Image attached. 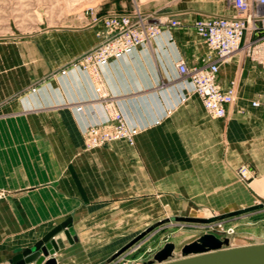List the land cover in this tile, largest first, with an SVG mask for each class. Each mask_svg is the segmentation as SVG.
Segmentation results:
<instances>
[{
    "label": "crops",
    "instance_id": "1",
    "mask_svg": "<svg viewBox=\"0 0 264 264\" xmlns=\"http://www.w3.org/2000/svg\"><path fill=\"white\" fill-rule=\"evenodd\" d=\"M136 12L158 23L161 36L101 68L103 91L138 131L134 145L88 149L83 136L108 113L98 83L72 64L99 43L102 25L88 20L65 32L68 43L62 38L55 53L57 36H46L51 51L40 65L36 53L0 39V188L9 192L0 201V264L68 218L75 241L57 238L56 260L91 264L115 250L116 238L97 242L118 232L117 220H158L166 209L222 215L264 203L263 110L251 105L264 91V68L243 50L221 64L223 90L237 87L223 119L208 114L177 69L181 60L189 68L215 61L194 25L236 10L224 0H109V14ZM242 165L254 171L250 184L238 177ZM184 216L170 219H201Z\"/></svg>",
    "mask_w": 264,
    "mask_h": 264
},
{
    "label": "built area",
    "instance_id": "2",
    "mask_svg": "<svg viewBox=\"0 0 264 264\" xmlns=\"http://www.w3.org/2000/svg\"><path fill=\"white\" fill-rule=\"evenodd\" d=\"M224 1L236 10V16L200 19L194 25L196 33L204 39L217 59L202 67L189 68L182 60L177 64L180 77L190 82L195 94L202 99L206 111L214 119L225 118L228 107L237 98L234 82L228 90H223L218 82L221 64L243 50L253 63L264 68V0ZM92 18L94 25L103 27L98 33L99 43L78 58L74 67L87 73L98 83L97 91L105 104L108 119L104 124L84 131L86 147L97 149L121 140L134 145L138 131L127 124L124 116L103 91L101 68L156 40L161 36L162 30L158 23L148 21L140 12L132 15L108 14L103 17H97L93 13ZM168 23L172 27L180 25L176 20ZM248 35L250 39L244 44ZM251 105L263 110L264 120V91L258 94ZM237 174L245 184H250L255 178L254 171L248 165H242ZM8 194V191L0 188V201L5 200ZM227 232L233 234L235 231L229 229Z\"/></svg>",
    "mask_w": 264,
    "mask_h": 264
},
{
    "label": "rangeland",
    "instance_id": "3",
    "mask_svg": "<svg viewBox=\"0 0 264 264\" xmlns=\"http://www.w3.org/2000/svg\"><path fill=\"white\" fill-rule=\"evenodd\" d=\"M93 13L97 17L108 15L109 0H0V39L4 41L5 47L19 46L23 53H36L37 63L40 65L43 64L46 49L51 51L46 36H57L53 38L52 48L55 53L56 48L61 46L62 38L68 43L63 34L75 32L77 27H82L88 20L93 22ZM76 61L77 59L73 61V66ZM37 91L38 88L32 89L33 93ZM243 211L219 215L209 212H173L166 209L158 220H117L118 232H107L108 234L99 237L98 242L95 240L98 244H103L116 238L115 250L91 264H149L168 243L175 245V255L180 258L185 245L207 234L222 240L228 238L230 247L234 248L264 244V203L259 202ZM183 215L215 221L210 224H194L170 219ZM151 228L135 245L117 255ZM229 229H234L235 232L229 234ZM123 230L126 232H120ZM57 238L60 241L67 240L64 233ZM77 264L83 263L80 261ZM84 264L90 263L85 261Z\"/></svg>",
    "mask_w": 264,
    "mask_h": 264
},
{
    "label": "water",
    "instance_id": "4",
    "mask_svg": "<svg viewBox=\"0 0 264 264\" xmlns=\"http://www.w3.org/2000/svg\"><path fill=\"white\" fill-rule=\"evenodd\" d=\"M244 212V211H243ZM175 221L210 224L215 219L176 218ZM151 229L143 232L138 238L130 242L117 253L122 254L141 240ZM64 233L70 243L75 241V232L72 227V218L59 224L32 248H27L12 258L10 264H58L55 256L59 251L56 237ZM176 247L168 243L159 251L149 264H264V244L230 247L228 238L222 240L207 234L185 245L181 250V257H176Z\"/></svg>",
    "mask_w": 264,
    "mask_h": 264
},
{
    "label": "bare ground",
    "instance_id": "5",
    "mask_svg": "<svg viewBox=\"0 0 264 264\" xmlns=\"http://www.w3.org/2000/svg\"><path fill=\"white\" fill-rule=\"evenodd\" d=\"M204 220H209V219H205V218H204ZM144 232H145V231H144Z\"/></svg>",
    "mask_w": 264,
    "mask_h": 264
}]
</instances>
